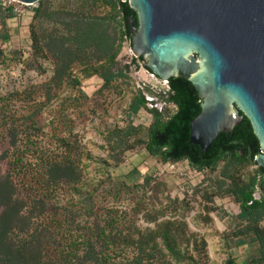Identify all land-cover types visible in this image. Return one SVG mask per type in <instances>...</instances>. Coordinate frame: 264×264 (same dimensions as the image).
<instances>
[{
  "label": "trees",
  "instance_id": "16d2710c",
  "mask_svg": "<svg viewBox=\"0 0 264 264\" xmlns=\"http://www.w3.org/2000/svg\"><path fill=\"white\" fill-rule=\"evenodd\" d=\"M37 4L31 48L36 59L49 60L53 66L49 81L41 87L47 101L58 100L50 122L71 130L72 114L82 115L89 99L82 80L98 76L101 89H112L120 78L128 77L129 65H119L118 56L127 40L131 44L128 19L131 16L137 26L136 13L128 0H40ZM15 15L16 7L4 6L0 0L3 42L11 37L7 20ZM13 54L22 61L20 52ZM133 63L149 70L142 57H134ZM38 68L44 71L41 64ZM134 86L126 123L103 133V157H93L68 135L54 133L55 146L43 145L39 117L44 104L24 111L0 106V264H200L187 222L168 215L170 208L148 206L135 195L166 184L151 174L141 183H129L127 176L114 173L126 153L137 148L163 164L186 160L195 171L216 172L208 179L204 195L229 197L237 204L238 226L230 242L249 247L240 264H264L260 224L264 169L255 161L260 145L249 119L243 116L240 124L218 134L203 152L190 141V122L200 112L201 102L191 82L171 77L163 89ZM63 89L66 94L61 96L58 92ZM168 105L174 106L173 112ZM142 110L151 115L147 125L134 123ZM84 159L103 167L100 179H86ZM249 165L255 170L243 174ZM256 190L261 191L258 198ZM127 196L135 202L131 207L122 205ZM167 198V206L178 201ZM108 199L113 202L99 204ZM224 264H236L232 254Z\"/></svg>",
  "mask_w": 264,
  "mask_h": 264
},
{
  "label": "rangeland",
  "instance_id": "374dc122",
  "mask_svg": "<svg viewBox=\"0 0 264 264\" xmlns=\"http://www.w3.org/2000/svg\"><path fill=\"white\" fill-rule=\"evenodd\" d=\"M37 5L16 4L15 17L7 20L11 37L4 42L0 38V51H2L0 54V106L6 104L12 110L24 111L35 104H44V111L39 117L42 127L40 141L43 145L55 146V140L52 137L54 133L68 135L74 143L84 148L93 157H103L105 156L102 148L104 131L114 125L126 123V109L136 89L134 85L142 77L148 80L151 77L142 65H137V69L129 72L127 78H120L112 89H101L102 80L98 76L82 80L81 87L89 96L83 107L84 113L79 116L72 114L71 130L62 125H52L50 118L58 100L47 101L41 87L49 81L53 66L49 60L36 59L32 55L31 48L30 31L35 22L33 8ZM13 51L21 53L22 61L14 56ZM125 61L124 51L121 50L118 56L119 65L124 64ZM39 64L44 71L38 68ZM151 81L157 86L156 88H166V83L163 81ZM63 90L58 94L61 96L66 94V90ZM162 105L159 104V107ZM168 110L173 112L174 106L168 105ZM150 120L151 115L146 110H142L134 119V123L147 125ZM84 160L87 164L86 179L93 182L100 179L105 172L103 167L95 160ZM255 168L256 166L249 165L242 172L252 174ZM191 172H195V169L188 161L163 164L149 156L143 148L128 151L123 163L114 170L116 175L127 176L129 183H141L146 174H151L156 177L157 182L166 184V186L158 185V187L155 184L153 190H146V193L140 192L135 195L143 197L148 206L162 205L170 208L171 213L168 215H175L187 222V232L196 241V247L198 246L200 264H224L230 254L235 258L236 264L242 263L249 254V247H236L230 242V235L238 226L235 219L238 212L237 204L229 197L207 199L204 195L208 188V179L216 172L211 173L210 170L205 169L200 171V175L194 176H191ZM16 179L18 178H14L16 186L21 188L20 182ZM260 194V190L255 191V197L258 198ZM132 196H127L122 205L133 206L135 202ZM167 197L177 198L178 201L175 205L167 206ZM112 202L108 199L100 201L99 204L106 206ZM208 208H211L210 211ZM260 224L264 227V219Z\"/></svg>",
  "mask_w": 264,
  "mask_h": 264
},
{
  "label": "water",
  "instance_id": "95a60500",
  "mask_svg": "<svg viewBox=\"0 0 264 264\" xmlns=\"http://www.w3.org/2000/svg\"><path fill=\"white\" fill-rule=\"evenodd\" d=\"M34 5L40 0H14ZM131 50L161 81L188 80L201 99L190 141L206 152L246 116L264 169V0H128Z\"/></svg>",
  "mask_w": 264,
  "mask_h": 264
},
{
  "label": "built area",
  "instance_id": "2783aa9c",
  "mask_svg": "<svg viewBox=\"0 0 264 264\" xmlns=\"http://www.w3.org/2000/svg\"><path fill=\"white\" fill-rule=\"evenodd\" d=\"M1 1H2V4L4 6H8V5H14L15 6L16 4H21V3H18L16 1H14V0H1ZM123 51H124V56L126 57V61H125L124 64L129 65V72L131 73L133 70H135V68L137 69V66H136L135 63H133V58L135 56H134V54H133V52L131 50V44L129 43L128 40L125 42ZM145 70L148 73L149 77H151V79L148 80V79H145V78L142 77L141 78L142 80L140 79L139 81L136 82L137 86L142 87L144 85L150 84L153 88H156L157 86H155L154 83L151 80H160V79L158 77H156L150 70H147L146 68H145ZM148 105L151 107L150 103H148ZM200 174H201V172H199V171L191 172V176L200 175Z\"/></svg>",
  "mask_w": 264,
  "mask_h": 264
},
{
  "label": "flooded vegetation",
  "instance_id": "af4514ba",
  "mask_svg": "<svg viewBox=\"0 0 264 264\" xmlns=\"http://www.w3.org/2000/svg\"><path fill=\"white\" fill-rule=\"evenodd\" d=\"M255 195V194H254Z\"/></svg>",
  "mask_w": 264,
  "mask_h": 264
}]
</instances>
